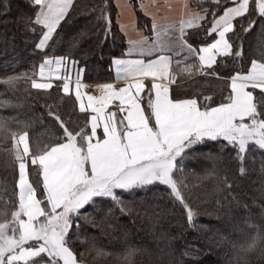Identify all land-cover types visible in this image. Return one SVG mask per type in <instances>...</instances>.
I'll return each mask as SVG.
<instances>
[{"label":"snow or ice","instance_id":"snow-or-ice-1","mask_svg":"<svg viewBox=\"0 0 264 264\" xmlns=\"http://www.w3.org/2000/svg\"><path fill=\"white\" fill-rule=\"evenodd\" d=\"M205 2L213 7L197 3L200 11L188 19L153 23L155 39L129 41L126 55L150 57L178 48L198 61L187 64L184 72L192 74L196 68L197 73L214 77L218 76L216 68L229 60L239 65L229 76L219 77L228 95L216 106H211L213 97L207 95L203 103L170 96L176 74L166 55L147 61L113 58L117 78L131 82L118 90L112 84L100 86L99 96L82 93L84 69L79 62L69 56H49L46 51L56 44L75 0H24L26 13L20 17L24 42L34 41L33 51L43 52L45 58L33 65L31 74L0 78V85L5 86L0 97L14 92L21 79L43 91L58 81L55 87L65 95L74 92L79 112L87 120L83 128L73 131L67 120L49 110L61 135L55 143L33 150L27 130L30 124L0 115V146L11 142L5 151L15 174L14 195L4 201L7 191L0 193V264H82L73 238L83 235L81 221L89 220V210L127 214L126 195L135 197L156 186L170 190L174 203L185 210L189 227L195 228L198 213L183 195L187 162L201 156L211 161L206 176L218 175L217 166L222 163L224 168L235 163L244 176L253 153L264 156V0ZM0 8L9 10L7 0H0ZM95 11L107 39L112 35L108 5ZM257 28L262 38L260 56L249 58L245 37ZM194 36L201 43H191ZM145 102L146 108L142 106ZM6 107L16 105L0 99V109ZM209 146L217 150L215 155L202 152ZM30 166L41 178L30 179ZM219 185L231 190L227 172L219 177ZM258 242H264V232L256 229L245 250H254ZM134 253L129 249L126 255L130 259ZM185 255L198 262L199 249L192 248Z\"/></svg>","mask_w":264,"mask_h":264},{"label":"trees","instance_id":"trees-1","mask_svg":"<svg viewBox=\"0 0 264 264\" xmlns=\"http://www.w3.org/2000/svg\"><path fill=\"white\" fill-rule=\"evenodd\" d=\"M9 10L0 8V78L29 73L33 65L44 59V53L33 51L34 41L24 42L25 34L20 17L26 13L24 0H7ZM203 8L211 9L212 4L199 0L193 2ZM102 4L108 5L111 17V33L107 39L98 22L99 12L95 9ZM138 15L139 27L144 29L151 40L153 27L150 19L139 10L133 0ZM117 7L114 0H75V7L70 12V19L63 23L59 38L54 47L47 49L49 56H69L79 62L84 69L82 79L89 82H106L112 74V60L126 55L129 41L117 23ZM259 28L245 37V51L249 58L260 56ZM202 35V33H201ZM154 40V39H153ZM191 43H201L194 36ZM51 44V42H50ZM172 53V72L176 74V84L172 86L174 99L196 98L203 103V96H211V106H216L228 95V87L219 77H227L234 68L229 60L216 68L218 76L197 75L184 72L187 64H197V60L188 58L187 52ZM131 56L151 58L158 56ZM182 67V68H181ZM247 67V62H245ZM211 71V70H209ZM35 78V77H34ZM55 83H59L58 81ZM47 91L30 87V82L21 79L14 92H6L2 100H11L16 107L0 109V115L15 117L20 122H27L30 145L43 148L56 142L61 135L56 121L48 116L51 110L68 121L73 131H79L86 124L87 117L79 112L78 102L72 94L65 95L55 87ZM5 86L0 85V92ZM146 105V102L144 103ZM11 146L7 141L0 146V193L8 201L14 195V172L9 166L10 157L5 149ZM216 149L209 146L203 153L216 154ZM261 153H253L247 164V174L241 176L231 163L224 168L217 166L218 175L206 176L211 170V161L200 160L187 162L183 195L198 215L195 228L189 227L185 210L174 203L170 190L165 186L152 187L147 192H140L135 197L125 196L127 214L116 210L114 214L98 213L89 210V220L81 221L83 235L74 239V251L82 264H264V242H258L255 249L245 250L256 235V229L264 232V171H262ZM226 163V162H225ZM227 172L231 190L219 185V177ZM34 166L30 168V179L36 181ZM221 187V191L217 188ZM17 191V190H16ZM199 249V260L194 261L185 255L192 249ZM129 249L135 250L129 259Z\"/></svg>","mask_w":264,"mask_h":264},{"label":"crops","instance_id":"crops-1","mask_svg":"<svg viewBox=\"0 0 264 264\" xmlns=\"http://www.w3.org/2000/svg\"><path fill=\"white\" fill-rule=\"evenodd\" d=\"M135 1L141 13H143L146 17L150 19L152 26L153 23H156L157 25L178 23L182 19L190 18L192 12L200 11L199 8L193 6V2L199 0H135ZM114 2L118 11L117 23L119 25L120 30L127 38V40L135 41L143 37H147L145 30L139 27L137 10L133 4V0H114ZM152 38L155 39V32H153ZM176 49L178 53L181 54L184 53V51H181L178 48ZM173 50L162 53L159 52V55L168 56L171 62L173 63L172 61L173 60L172 53H174ZM158 56L151 58H145L140 56H128V57L126 56V57H116V58L145 59L147 61L150 59H156L158 58ZM172 63H171V70H172ZM197 75H201V74L197 73L196 71L191 76L188 77V80H181V82L179 83H185L189 80H192ZM35 78L37 79L38 82H44L41 81L38 76H36ZM130 82L131 81H126L124 79L117 78L115 67L112 65V74L110 80L106 82H89L82 79V84L84 85V87H82L81 91L86 95L99 96L101 95V92L99 91L100 86H103L105 84H112L115 87V89L118 90L119 88L125 87L126 84ZM146 83L148 82L146 81ZM173 85L170 86L171 97H172L171 90ZM70 94L74 95V92ZM86 95H85V103L87 102ZM142 106L146 108V105L142 104ZM98 134H99V130H98ZM31 167L32 166H30V168ZM30 168H29V173H30Z\"/></svg>","mask_w":264,"mask_h":264},{"label":"rangeland","instance_id":"rangeland-1","mask_svg":"<svg viewBox=\"0 0 264 264\" xmlns=\"http://www.w3.org/2000/svg\"><path fill=\"white\" fill-rule=\"evenodd\" d=\"M151 38H152V37H151ZM153 39H154V38H152L151 40H153ZM151 40H150V41H151ZM153 54H154V53H153Z\"/></svg>","mask_w":264,"mask_h":264}]
</instances>
